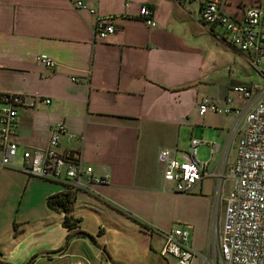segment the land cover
Wrapping results in <instances>:
<instances>
[{"label": "crops", "instance_id": "crops-1", "mask_svg": "<svg viewBox=\"0 0 264 264\" xmlns=\"http://www.w3.org/2000/svg\"><path fill=\"white\" fill-rule=\"evenodd\" d=\"M74 1L0 0V92L49 100L18 107L20 158L23 149H43L50 127L61 123L65 131L58 136V149L79 150L83 164L109 181L93 186L95 192L70 191L65 180L41 179L38 185L21 171L0 166V239L6 241L3 245L0 240V246L7 248L0 261L90 264L105 253L102 242L111 232L140 240L135 260L174 264L159 254L161 234L186 225L188 245L196 253L189 264H223L215 230L229 181L220 174L234 160L245 112L264 91V76L248 53L227 41L221 27L200 19L204 0H80L113 26L104 39L92 35L94 15L75 9ZM254 2L224 0L222 11L241 19L243 9ZM142 4L152 8L154 27L137 16ZM41 56L54 65H43ZM235 85L255 88L249 100L231 92L237 112L197 113L201 98L222 105ZM67 134L73 135L71 140ZM190 138L200 139L197 149L207 152L202 164L212 175L190 192L177 193L163 181L157 153L161 148L183 151ZM14 183L23 185L22 197L33 195L32 200L26 195L23 203L39 206L50 195L69 193L68 215L78 221L67 229L61 224L63 213L46 208L49 222L26 231L30 218L18 219L6 210L5 189ZM223 183L227 187L221 191ZM214 189L221 207L215 227L210 203H170V193L211 196ZM87 213L101 216L108 229L99 224L94 232L79 225ZM105 263L113 264L110 253Z\"/></svg>", "mask_w": 264, "mask_h": 264}, {"label": "built area", "instance_id": "built-area-1", "mask_svg": "<svg viewBox=\"0 0 264 264\" xmlns=\"http://www.w3.org/2000/svg\"><path fill=\"white\" fill-rule=\"evenodd\" d=\"M190 1V0H182ZM224 0H204L200 7V19L206 24L221 27L227 41L239 51L251 56V64L264 76V0L243 9L241 19L222 11ZM75 9L94 15L92 35L104 39L113 32L106 18L96 17V10L80 0L73 2ZM137 16L147 27H154L152 8L142 4ZM38 60L47 67L54 63L41 56ZM258 65L262 67L259 68ZM75 81L74 78H71ZM255 88L235 85L218 105L208 97L196 103L199 115L207 112L231 113V92L240 100L252 98ZM35 101L45 104L48 99L26 97L19 93L0 92V166L17 169L28 177L47 180H65L70 191L95 192L92 187L105 185L107 175L95 174L89 165L81 161L79 150H59L58 136L64 133L61 123L53 124L47 135L46 145L40 150L23 149L21 164L15 165L18 154L17 116L18 107H33ZM72 134H67L71 140ZM200 139L190 138L185 150L161 148L157 160L161 165L162 179L172 184L177 193H188L207 173L204 164L196 160ZM220 178L229 181V188L222 199V219L217 233L218 256L223 264H264V91L245 112L242 132L236 141L233 162L226 166ZM159 250L163 258H172L174 264H189L196 253L188 245L186 225L172 227L161 234Z\"/></svg>", "mask_w": 264, "mask_h": 264}, {"label": "rangeland", "instance_id": "rangeland-1", "mask_svg": "<svg viewBox=\"0 0 264 264\" xmlns=\"http://www.w3.org/2000/svg\"><path fill=\"white\" fill-rule=\"evenodd\" d=\"M207 152L205 150H201L200 148L196 150V160L199 163H202L204 159L207 158ZM21 164V158L19 157V154H17L15 165ZM17 170V169H16ZM28 177V176H27ZM32 180L33 183H37L40 185L41 178L37 177H28ZM37 187V186H36ZM227 187L226 183L222 184V190H225ZM24 193L23 185L19 186V183H14L8 186L5 189V199L7 200L6 203H8V206L6 207L7 212H10L11 216H17V218H25L29 217L30 222H28L29 225L26 224L23 229L26 231L29 229H34L36 226L41 227L49 222V219L45 216L46 206L43 204V206H39L38 203H23L26 195L30 197V199H33V195L26 192V195L22 197ZM215 193V195H214ZM170 203H180L182 206H192L196 205L197 203H210V222L211 225H216V221L220 216L221 207L218 205L219 202L216 200V192L215 189L212 192L211 196H208L206 194H198L196 192L189 193V194H174L170 193ZM21 202V203H20ZM222 203V202H221ZM181 210H179L180 213ZM98 215V214H97ZM83 222L79 225L86 226L87 228H92L91 230L96 232L98 230L99 224H102L107 227L109 226V223H106L101 216H95L93 213L89 214L87 213L85 217H82ZM179 219H176L178 221ZM174 221V222H176ZM181 221V220H179ZM173 222V224H174ZM95 225V226H94ZM94 226V227H93ZM113 234V235H112ZM94 236V235H93ZM103 238H101L102 240ZM1 242L3 245H5L6 241L3 237H1ZM89 243L96 247L98 243L96 240L88 239ZM102 242V241H101ZM140 240L130 234H115V233H109L108 236L105 237V242H102L105 253L101 254V256H97L95 260L92 259L90 264H107L105 263L106 255L110 253V259L113 262V264H118L116 262L120 261L119 259H122L128 264H132L134 262V256L136 254H140L138 251L140 250ZM7 248L2 249L0 246V254L6 255ZM109 251V253H108ZM57 254V253H55ZM48 261V260H47ZM101 261V263L99 262ZM135 264H145L146 262L135 260ZM31 260L29 259L24 264H30ZM0 264H5L0 261ZM147 264V263H146Z\"/></svg>", "mask_w": 264, "mask_h": 264}, {"label": "trees", "instance_id": "trees-1", "mask_svg": "<svg viewBox=\"0 0 264 264\" xmlns=\"http://www.w3.org/2000/svg\"><path fill=\"white\" fill-rule=\"evenodd\" d=\"M69 196V193L63 192L59 194L50 195L45 199V206L47 209L63 213L61 224L67 229H71L74 225V222L78 221V219H75L74 221L71 220L70 216L68 215L70 204ZM79 235L89 236L87 233L82 231L79 232Z\"/></svg>", "mask_w": 264, "mask_h": 264}]
</instances>
